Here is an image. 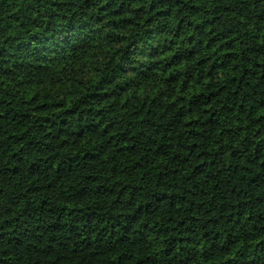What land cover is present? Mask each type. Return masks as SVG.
Segmentation results:
<instances>
[{
  "label": "trees",
  "instance_id": "obj_1",
  "mask_svg": "<svg viewBox=\"0 0 264 264\" xmlns=\"http://www.w3.org/2000/svg\"><path fill=\"white\" fill-rule=\"evenodd\" d=\"M0 264H264V0H0Z\"/></svg>",
  "mask_w": 264,
  "mask_h": 264
}]
</instances>
